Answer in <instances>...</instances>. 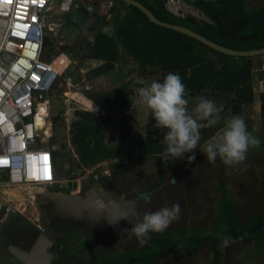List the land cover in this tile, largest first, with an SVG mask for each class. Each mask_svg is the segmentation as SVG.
I'll return each instance as SVG.
<instances>
[{
    "label": "trees",
    "instance_id": "obj_1",
    "mask_svg": "<svg viewBox=\"0 0 264 264\" xmlns=\"http://www.w3.org/2000/svg\"><path fill=\"white\" fill-rule=\"evenodd\" d=\"M138 1L147 6L160 20L191 28L226 47L238 50L264 47V4L253 9L249 0H194L191 3L206 16L198 18L195 15L180 17L172 13L167 7L168 0ZM79 13L83 18H89L87 12ZM111 15L112 19H108L106 15H97L90 26L94 32L91 39L88 38L72 47L62 46L77 56L81 54L83 60L92 58L99 61V65L89 71L90 78L107 76L120 64H128L127 61L135 63V67L128 66V76L136 72L140 77H147L154 73L151 69L156 67L159 69L157 81L162 82L168 73H177L188 90L187 99L190 100L207 90L215 92L216 105L223 106L220 121L224 122L228 111H231L232 115H238L245 105L254 103L255 56L238 57L219 52L186 34L151 22L141 9L121 0H116ZM112 22V32L108 33L104 28ZM44 45L50 49L54 47V40L49 34L45 35ZM46 56L50 62H55L51 54ZM59 58L61 59L62 55ZM128 78L119 85L110 84L100 88L96 84L85 91L90 99L83 100V103L91 111L77 109L75 115L78 119L72 122L70 131L71 143L77 153V159L75 158L73 163L77 167L89 168L103 161H120L126 156L132 157V152L126 150L130 141H133V145L139 150L145 149V154L149 157L159 156L164 151L166 145L154 124L142 140H137L130 133L127 112L133 104V91L130 77ZM96 110L99 112H93ZM118 114V137L116 143L109 144L106 141L107 129ZM261 115L264 125V91L261 94ZM218 128L220 125L217 124L201 129V141L208 140ZM66 146L67 143H62L63 148ZM60 154L65 156L67 152ZM122 162L115 164L113 168L122 167ZM73 168L72 164L68 173L71 178H77L73 174ZM220 185L222 196L216 202L219 212L216 226L221 232L204 235L194 230L189 232L188 238H184L185 231L179 229L158 233L157 238L150 235L153 241L151 248L132 253L131 258L122 254L120 262L128 263L136 259L142 263H150L153 258L162 257L168 252L193 251L205 238L213 240L217 236H230L244 240L254 234V228L257 226H260L262 232L264 220L239 224L235 201L230 196L226 183L222 181ZM173 232L178 234V239L172 237ZM213 250H217L215 244Z\"/></svg>",
    "mask_w": 264,
    "mask_h": 264
},
{
    "label": "rangeland",
    "instance_id": "obj_2",
    "mask_svg": "<svg viewBox=\"0 0 264 264\" xmlns=\"http://www.w3.org/2000/svg\"><path fill=\"white\" fill-rule=\"evenodd\" d=\"M191 1L194 0H168L167 7L172 13L180 17L195 15L198 18H206ZM262 4H264V0H249V5L253 9L259 8ZM69 15L70 17H67L68 14L64 15L63 20L58 18V20H54L53 30L49 32L50 37L54 40V47L51 51L49 50L50 47L47 48L52 59H56L54 62L56 67L63 71L55 84V94H53L55 102L51 104L50 110L51 122L53 121L55 127V141L57 143H60V141L67 143L70 140L66 128L72 127V122L78 119L74 114L76 109L91 111L90 108L84 106L83 100L90 98L85 95L83 88L91 89L96 84L100 88L110 84L119 85L129 79L128 77H130L129 81L133 91V104L127 112L131 127L130 133L137 140L144 139L153 124H155V120L149 114V110L139 103L137 89L145 84H150L153 80H157L159 69L153 67L151 70L154 73L147 77H140L136 72L128 76V66L135 67V63L127 61L128 64H120L107 76L90 78L87 68L99 65V61L94 60L91 64H88L87 58L83 60L81 54L77 56L70 50L63 49L62 46L72 47L85 42L86 39L92 38L94 32H91L89 18H83L79 12H73ZM108 19H112L111 14ZM112 25L113 22L105 26V31L111 33ZM60 55H62V58L58 59ZM71 62H75V66L70 65L68 67L67 64L69 65ZM253 64L255 101L253 104L245 105L238 115L244 118L248 131L257 137L261 143L259 147L248 150L247 157L243 162L226 166L217 157L214 163H210L201 151L202 145L207 140L201 141L200 146L197 147L195 161L187 160V156L192 154L187 153L184 159L169 160L167 162L161 160V154L155 157L147 156L145 149L139 150L133 145V141H130L126 145V150L132 152V157L126 156L120 161L107 160L96 163L89 168H79L73 163L74 157H77L76 148L73 146L74 150L67 152L66 156H68L69 164L71 163L70 167L73 164V174L77 178H69L70 181L65 182L67 189L79 193L91 180L97 179L101 175H107L115 181L117 188L122 192H131L135 189L143 190L145 188L148 190V188L154 186L153 199L149 206L146 203L141 204L143 213L146 211L155 212L179 203L181 208L180 218L173 221L167 228H175L183 224L186 230L183 235L194 230L206 235H215L217 232H221L216 226L219 217L216 202L222 196L220 184L223 181L226 183L230 196L235 201L240 225L252 224L256 220H264V125L261 115V94L264 91V56H255ZM72 73H74L73 79ZM69 77H71V82L68 79ZM67 92L68 95L65 94ZM66 96L68 99L70 98V102H64V99H67L64 98ZM198 96H203L217 104L215 92L207 90L189 100L190 111L195 107V98ZM93 112L98 113L99 110ZM47 113L49 115L48 110L41 118L43 128L46 126L47 119H45V115ZM232 116L235 115L228 111L225 114V120ZM119 120L120 114L112 119L107 129L106 141L109 144L116 143L119 133ZM218 125H220V128L223 127L224 121L221 120ZM220 128L215 129L211 137ZM159 131L160 138L163 141L166 129H159ZM121 161L124 163L122 167L113 168L115 164ZM173 179L175 180L173 181ZM35 191L39 192L40 189L37 188ZM12 193L23 200L19 189ZM124 223L122 222L123 225ZM82 236L84 237V235ZM174 237H178L177 234ZM217 238L219 237L217 236L214 239ZM79 244H81V241L77 244L74 243V245ZM215 245L217 247L216 251L210 249L209 245H205L202 249L185 251L187 256L192 257L188 264H215V256L218 258L217 264H264V230L261 232L257 227L254 228V234L244 240L225 236L222 240L216 241ZM174 254L173 256H175Z\"/></svg>",
    "mask_w": 264,
    "mask_h": 264
},
{
    "label": "built area",
    "instance_id": "obj_3",
    "mask_svg": "<svg viewBox=\"0 0 264 264\" xmlns=\"http://www.w3.org/2000/svg\"><path fill=\"white\" fill-rule=\"evenodd\" d=\"M115 5L116 0H0V229L7 216L23 211L16 209V203L36 195L35 189L70 181L56 170L71 168L68 156L60 154L74 150L71 127L66 128L70 140L63 148L61 141H55L53 121L51 133L37 124V115L43 114L39 105L46 104L50 114L54 87L63 72L46 56L51 49L44 45L45 35L64 15L87 12L92 25L97 15L108 18ZM93 61L87 58L88 64ZM45 119L52 120L50 115ZM12 188H21L23 200L10 194ZM41 230L46 231L43 226Z\"/></svg>",
    "mask_w": 264,
    "mask_h": 264
},
{
    "label": "clouds",
    "instance_id": "obj_4",
    "mask_svg": "<svg viewBox=\"0 0 264 264\" xmlns=\"http://www.w3.org/2000/svg\"><path fill=\"white\" fill-rule=\"evenodd\" d=\"M137 95L139 103L154 118V127L166 129L163 135L166 147L161 153V160L167 162L184 159L185 154L192 153L187 156V160L195 161L201 129L214 127L220 122L223 106L218 107L214 101L198 96L195 98V107L190 111L188 90L177 73H168L162 82L153 80L145 84L137 89ZM260 143L248 131L244 118L235 115L226 119L224 126L202 145L201 151L210 163L219 157L224 165L232 166L243 162L248 150L259 147ZM142 198L145 201L150 199L148 194H142ZM180 213L179 203L147 212L129 232L143 243L150 232H162L178 220Z\"/></svg>",
    "mask_w": 264,
    "mask_h": 264
},
{
    "label": "flooded vegetation",
    "instance_id": "obj_5",
    "mask_svg": "<svg viewBox=\"0 0 264 264\" xmlns=\"http://www.w3.org/2000/svg\"><path fill=\"white\" fill-rule=\"evenodd\" d=\"M62 177V176H61ZM103 188L104 193H100L98 189L97 195L94 198L91 196L88 200L87 195L85 194L89 189L94 190L97 186ZM117 184L107 175H101L97 179H93L89 182V184L78 194L81 195L80 198H87V202L74 201L72 204H68V201H65V197L62 195L63 192H68L73 195L70 189L66 185L59 186L55 185L51 189L45 191L41 195L40 206L43 209V217L49 215L45 218V222L49 229L59 230V233L54 236L55 243L70 245L71 243H79L81 242H89L90 244L101 246L106 245L108 249L113 250L117 245H121L124 248V254L126 257L131 258L132 253L140 252L142 250L151 248L153 246V241L150 239V235L154 237H158V233H164L168 230H185L183 224L178 225L175 228H166L162 232L153 233L150 232L148 236L144 239V242L141 243L138 239L131 235L129 229H131L135 223L139 222L144 213L141 210V204L146 203L147 206L151 203L153 199V192L155 190L154 186H151L143 190H133L131 192H122L117 188ZM142 194H148L150 199L145 201L142 198ZM75 196L77 194H74ZM117 195L123 199V203L126 204L122 206L123 209L120 211L119 216L116 220L111 222V216L107 215V211H105L106 206H112L115 202L118 201ZM121 199V200H122ZM93 204V205H92ZM119 204V205H120ZM98 213L102 214V218L93 219L94 215H98ZM46 214V215H45ZM106 216L108 218H106ZM122 222H125L124 225ZM82 225V226H80ZM80 227H85L88 230L86 237L83 238L81 234H77L76 232H67L68 230H78ZM260 226H257L259 228ZM260 229V228H259ZM177 234L176 232L172 233V237L174 239H178L179 237H174ZM189 232H186L184 238H188ZM206 235V234H204ZM178 236V234H177ZM89 239V241H88ZM222 240V238L217 239H204L199 247L194 250L202 249L205 245H209L210 249H213V245L216 244V241ZM211 241H214L213 243ZM187 250H180L178 252H168L162 257H155L152 259L150 263H142L133 259L132 261L125 264H188L192 257L187 256L185 253ZM178 253V254H174ZM173 254L175 256H173ZM95 258V257H94ZM217 256H215L214 261L215 264L217 261Z\"/></svg>",
    "mask_w": 264,
    "mask_h": 264
},
{
    "label": "crops",
    "instance_id": "obj_6",
    "mask_svg": "<svg viewBox=\"0 0 264 264\" xmlns=\"http://www.w3.org/2000/svg\"><path fill=\"white\" fill-rule=\"evenodd\" d=\"M51 188L40 187V191L36 195H31L24 199V201L17 202L15 205L16 209L24 208L23 211L14 212L4 219L0 229V264H25L18 255H27L31 252L32 246L41 238H44L41 230V220L45 221V218H49V215L45 214L46 217H43L44 213L40 206V200L41 195ZM17 189L21 192V188H12L9 191L10 194L13 195L12 192ZM71 193L73 195L78 194V192ZM50 232L56 237L59 230L50 229ZM67 232H76L86 237L88 230L85 227H80L78 230L73 229ZM106 247V245L96 246L87 241L81 242L79 245H74V243L63 245L53 241L42 247L37 253V260L30 259V263L125 264L120 262V256L124 254V248L121 245H117L113 250Z\"/></svg>",
    "mask_w": 264,
    "mask_h": 264
},
{
    "label": "water",
    "instance_id": "obj_7",
    "mask_svg": "<svg viewBox=\"0 0 264 264\" xmlns=\"http://www.w3.org/2000/svg\"><path fill=\"white\" fill-rule=\"evenodd\" d=\"M121 1H124L132 6H136L138 7L139 9H141L149 18V20L155 24H158V25H161V26H164V27H168V28H171V29H174L176 31H179L183 34H186L192 38H195L201 42H203L204 44L208 45L209 47L219 51V52H222V53H225V54H228V55H233V56H238V57H246V56H250V57H254V56H262L264 55V47L263 48H260V49H249V50H238V49H232L230 47H226L224 45H221L217 42H214L212 41L211 39L205 37L204 35H202L201 33L191 29V28H188L186 26H183V25H180V24H174V23H169V22H165V21H162L160 20L159 18L156 17V15L147 7L145 6L143 3H141L140 1L138 0H121ZM56 14V13H55ZM62 15L66 14L65 12H62L60 13ZM100 109V108H99ZM57 174L64 177L65 179H69V176L70 174L67 172V171H64L63 169H57ZM100 186V184H97L96 188L94 190L92 189H89L85 194L87 195L88 197V200L91 196H93L94 198L96 197V189H98V191L101 193H104V190L103 188ZM65 198V201H68V204H72L74 201H80L81 202H87V198H80L81 195L80 194H77L76 196L75 195H71L69 194L68 192H63L62 194ZM118 201L115 202L114 205H112L111 207L110 206H106L105 207V211H107V215L109 217V215L111 216V222L115 221L116 220V214L115 212H117V217L119 216V213L120 211H122L123 209L121 208V204H120V201L122 203V206L126 205L124 204L123 202V199L120 198L119 195L116 196ZM122 199V200H121ZM120 204V205H119ZM93 205V204H92ZM115 211V212H113ZM106 216V218H108ZM99 218H102V214L101 213H98V215H94L93 219H99ZM41 223H42V226L46 229L45 232H43V237L44 238H41L34 246L30 247L32 248L31 252L28 253L27 255H21L19 254L18 257L21 258L23 261V263L25 264H31L30 263V259H33V260H37L38 256H37V253L39 252V250L44 247L47 243L49 242H53L55 241L54 240V235L50 232V229L49 227L47 226L46 222L42 219L41 220ZM51 254V253H50ZM52 255V254H51ZM35 257V258H34Z\"/></svg>",
    "mask_w": 264,
    "mask_h": 264
},
{
    "label": "bare ground",
    "instance_id": "obj_8",
    "mask_svg": "<svg viewBox=\"0 0 264 264\" xmlns=\"http://www.w3.org/2000/svg\"><path fill=\"white\" fill-rule=\"evenodd\" d=\"M89 78V77H88ZM72 92V91H71ZM80 92V91H79ZM67 95H68V92H67ZM73 99V98H72ZM39 110L40 111H42V113L44 114L48 109H47V105L46 104H41V105H39ZM42 114H38L37 115V124H38V126L40 127V128H43V124H42V121H41V116ZM47 115H48V113H47ZM50 115V114H49ZM48 115V116H49ZM51 116H53V115H51ZM52 123H51V120L49 119V120H47L46 121V126H45V128H46V130L47 131H49L48 133H51L50 131V127L52 126L51 125Z\"/></svg>",
    "mask_w": 264,
    "mask_h": 264
}]
</instances>
